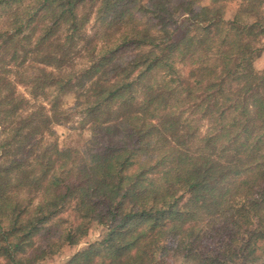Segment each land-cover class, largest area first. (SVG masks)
Listing matches in <instances>:
<instances>
[{"label": "trees", "instance_id": "trees-1", "mask_svg": "<svg viewBox=\"0 0 264 264\" xmlns=\"http://www.w3.org/2000/svg\"><path fill=\"white\" fill-rule=\"evenodd\" d=\"M86 2L92 0H0V204L6 197L26 198L24 192L9 195L13 179L23 182L29 170H39L41 178L46 179L58 170V160L53 161L49 150L52 143L57 150L61 147L48 138L52 134H41L40 128L56 99L62 104L67 97L71 103L74 101V80L78 85L88 80L99 85L93 87L96 99L92 107L85 109L89 112L108 100L122 98L131 86L125 83L126 73L136 61L127 55L115 62L110 59L120 44L109 49L100 41L94 42V48L78 42L76 20L88 16L89 10L82 7ZM129 2L107 0L105 19L118 21ZM164 47L170 53L167 58H163V51L146 54L143 71L136 76L139 80L148 74L147 85L153 97L146 113L133 114L131 118L133 127L127 133L126 152H138L136 145L142 148L153 131L149 124L157 118L163 120L165 130L177 137V148L182 151L175 158L174 167L161 178L175 179L183 187L179 201L186 196L196 204L203 201L212 209L205 215H216L227 204L229 210L235 209L238 219L229 217L202 227L193 224L184 234L171 229L150 237L157 221L142 222L138 216L163 213H152L144 204L143 210L135 213L129 206L113 205L101 193L92 210L101 218L111 217L115 227L108 228L103 240L88 244L76 264H132L138 249L148 248L153 238L173 245L169 250L175 257L198 259L200 264H226V260H232L229 247L235 235L233 226L240 221L251 223L264 213V185L238 180L249 170L245 165L264 153V97L258 94L264 84V69L255 67L257 53L264 52V40L253 38L240 24L221 18L195 34L178 32ZM257 81L255 88L249 87L250 82ZM39 83L45 88H40ZM18 86L28 90L30 97L18 93ZM46 89H55V94ZM249 103L254 113L249 112ZM202 126L206 127L204 135ZM71 130L80 132L72 127ZM82 132L86 138L91 135L86 129ZM113 134L120 135L118 131ZM108 154L103 152V156ZM134 168L135 165L130 166L129 171ZM143 174L133 172L137 179ZM58 182L59 176H53L49 187H58ZM131 196L137 198L135 191ZM128 198L126 194L124 199ZM58 206L56 200L47 206L36 204L37 214L24 224H19V220L27 209L11 208L19 224L11 232L22 233L17 247L50 235L51 229L44 225L52 213H40L46 207ZM249 240L259 249L264 245V232H254Z\"/></svg>", "mask_w": 264, "mask_h": 264}, {"label": "clouds", "instance_id": "clouds-1", "mask_svg": "<svg viewBox=\"0 0 264 264\" xmlns=\"http://www.w3.org/2000/svg\"><path fill=\"white\" fill-rule=\"evenodd\" d=\"M106 2L92 0L82 5L89 11L87 17L76 20V38L78 42L92 48L96 41L103 42L109 49L120 44L121 47L111 53L110 59L115 62L118 57L127 55L136 61L133 66H126L128 80L125 83L131 86L122 93V98L108 100L99 104L94 112H89L85 109L92 107L96 99L93 87L99 85L94 80L78 85L74 80L71 89L74 101L62 104L60 99H56L53 103L52 110L47 113L44 125L40 128L41 134H52L54 141V130L59 127H72L80 132L75 143H65L59 150L50 142L52 146L49 155L53 161L58 160V170L46 179L41 178L39 170H29L30 174L23 182L19 179L11 181L9 195L24 192L26 198L20 200L18 197H6L0 204V220L3 221L0 224V264H60L58 257L68 248L75 250L69 257V264H76L80 255L88 250L82 241L89 239L90 231L103 228L107 232L109 227H115L111 217L101 218L92 210L93 202L101 193L113 205L129 206V210L135 213L143 210L142 204L152 213H163L159 216H138L142 217V222L153 219L157 221L153 232L149 233L150 237L157 232L163 235L171 229L177 234H184L193 224L202 227L229 217L238 219L235 209L229 210L227 204L221 206L216 215H205L212 209L207 208L203 201L196 204L189 201L187 196L179 201L177 197L184 190L183 187L175 179L161 178L174 167L175 158L182 151L177 148V137L165 130L163 120L157 118L149 124L153 131L142 148L136 145L140 149L138 152H126V140L129 129L133 127V114L146 113L151 107L153 93L147 85L148 74L136 79L143 71L146 54L163 51V58L166 59L170 53L164 46L178 32L195 34V31L207 27L214 20L219 22L221 18L226 22L240 24L253 38L264 40V0H130L127 9L115 22L105 19ZM121 49L125 51L121 52ZM257 83L250 82L249 87L255 88ZM38 86L45 88L42 83ZM46 91L55 94V89ZM258 94L264 97V84L260 85ZM248 107L250 113L255 112L251 103ZM85 129L91 133L87 138L82 135ZM117 131L120 135L113 134ZM104 151L109 154L103 156ZM125 158L126 162L122 164ZM132 165L135 168L129 171ZM245 168L249 170L238 180H246L250 185H264V153L246 164ZM133 172L144 174L137 179ZM53 176H59L58 187L50 188ZM133 191L136 199L131 196ZM126 194L129 195L127 200L124 199ZM51 200H56L59 206L46 207L40 213H52L44 225L45 229H51V234L43 240L36 239L31 243L25 241L17 247L18 236L22 233H12L11 228L33 219L37 214L36 204L47 206ZM14 207L27 209L19 224L16 214L11 211ZM233 227L235 235L229 252L234 264H264V245L255 249L249 240L254 232H264V213L251 223L240 221ZM100 239L103 240L104 236L101 235ZM144 239L147 242V238ZM162 244L163 241L157 239L151 248L138 249L132 264H156V260L161 259L158 249ZM41 253L46 255L44 259L38 260Z\"/></svg>", "mask_w": 264, "mask_h": 264}, {"label": "rangeland", "instance_id": "rangeland-1", "mask_svg": "<svg viewBox=\"0 0 264 264\" xmlns=\"http://www.w3.org/2000/svg\"><path fill=\"white\" fill-rule=\"evenodd\" d=\"M225 15H227V14H225ZM263 55H264V52L257 53V59L255 61L256 69H259L260 65H263L264 62L262 63V61L260 59V57ZM17 92L20 93L21 95L25 96V97H30L28 90L24 89L21 86L17 87ZM65 101H67L68 103H71V99L68 97L66 98ZM200 131H201V135H204L206 132V127L202 126ZM77 134H78V131H76L74 133V131L71 130V127H69V128L59 127V128L54 130V135H55L54 141H56L58 143L59 147H61L65 143H75L77 138H78ZM82 135L84 138H86L85 132H82ZM48 138H50V140H53V136L48 137ZM104 233L105 232H104L103 228H100L96 231H90L89 232V239L82 241V243L85 245H88L90 243L98 241V240H100L101 235H104ZM157 239L158 238H156V239L153 238V239L149 240L148 248H151ZM160 241H162V240H160ZM172 247H173V245L171 246L170 244L166 243V241L163 242L162 246L159 247V249H158L159 255L161 256V259L156 260V264H200L198 259H188L187 260V259H182L180 257L173 256L172 250H169ZM74 251L75 250L72 248L66 249L62 253L61 257H58L60 264H67L69 261V257L73 254ZM42 255H46V253L41 254V256ZM43 259H44V257H43ZM225 262H226V264H234V261H232V260H226Z\"/></svg>", "mask_w": 264, "mask_h": 264}, {"label": "crops", "instance_id": "crops-1", "mask_svg": "<svg viewBox=\"0 0 264 264\" xmlns=\"http://www.w3.org/2000/svg\"><path fill=\"white\" fill-rule=\"evenodd\" d=\"M260 59H261V61H262V63H263V62H264V61H263V60H264V55L261 56ZM263 65H264V63H263ZM263 65H260L259 69H257V70H263V69H264V66H263Z\"/></svg>", "mask_w": 264, "mask_h": 264}]
</instances>
